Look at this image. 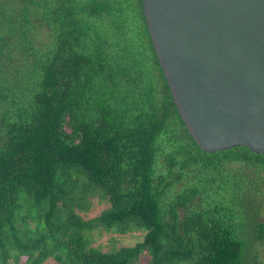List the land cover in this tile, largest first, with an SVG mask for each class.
Wrapping results in <instances>:
<instances>
[{
	"label": "trees",
	"instance_id": "obj_1",
	"mask_svg": "<svg viewBox=\"0 0 264 264\" xmlns=\"http://www.w3.org/2000/svg\"><path fill=\"white\" fill-rule=\"evenodd\" d=\"M141 6L0 0V264H257L264 156L199 150Z\"/></svg>",
	"mask_w": 264,
	"mask_h": 264
},
{
	"label": "water",
	"instance_id": "obj_2",
	"mask_svg": "<svg viewBox=\"0 0 264 264\" xmlns=\"http://www.w3.org/2000/svg\"><path fill=\"white\" fill-rule=\"evenodd\" d=\"M162 79L208 155L264 156V0H141Z\"/></svg>",
	"mask_w": 264,
	"mask_h": 264
},
{
	"label": "rangeland",
	"instance_id": "obj_3",
	"mask_svg": "<svg viewBox=\"0 0 264 264\" xmlns=\"http://www.w3.org/2000/svg\"><path fill=\"white\" fill-rule=\"evenodd\" d=\"M246 172L250 173V170H247ZM260 177L264 180V173L260 174ZM254 188V187H253ZM258 196L252 197L249 199L250 204H248L249 208L251 205L257 206V215L255 217L256 222H261L264 224V185L259 187V192L257 193ZM254 202V203H253ZM254 206V207H255ZM247 207V205H246ZM104 208L103 204H98L97 202H94V206L92 211L87 215V218L95 217L96 214H98L102 209ZM252 228H250V224L248 225V229L245 230V251L247 255H251L253 251L256 253V263L257 264H264V245H259L257 242H251V239L253 237L252 232L249 233L248 231H251ZM115 236V246L116 247H126L133 245L135 241L139 240L141 236L138 234L135 235H115V234H103V236L98 237L95 241V244H99L101 246V249L105 250L107 247L111 244L109 241V237ZM47 264H56L52 260L47 262ZM139 264H144L143 261H140Z\"/></svg>",
	"mask_w": 264,
	"mask_h": 264
}]
</instances>
